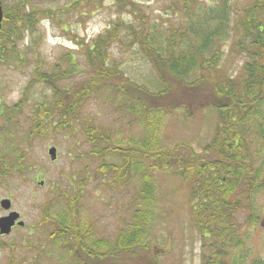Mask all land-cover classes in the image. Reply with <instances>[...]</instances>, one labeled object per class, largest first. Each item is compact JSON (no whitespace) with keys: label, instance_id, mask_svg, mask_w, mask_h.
<instances>
[{"label":"rangeland","instance_id":"obj_1","mask_svg":"<svg viewBox=\"0 0 264 264\" xmlns=\"http://www.w3.org/2000/svg\"><path fill=\"white\" fill-rule=\"evenodd\" d=\"M29 1L30 7L24 9V14L31 15L33 27L29 26L30 23L18 22V32L22 31V34L15 47V54L18 50L24 61L0 66L2 94L19 108L13 139L9 145H0V170L2 172L6 168L9 171L7 176L0 177V198L9 196L26 223L25 229L0 238V264H8L12 257L16 261L24 259L27 264H73L70 254H64L63 250L54 249L47 254L51 250L48 246L45 254L38 253V244L44 243L46 238V232L39 227L41 207L52 201L58 203L54 197L65 192L76 199L79 217L91 222V236L114 242L119 232L127 229L132 221L139 202L136 197L141 189L140 178H120L119 182L108 184L113 181V172L101 169L102 162L121 164V159L114 154L105 160L90 155L92 145L87 141L86 130L93 123L103 132H109L110 142L114 145L129 146L132 139L143 134V129L131 113L119 110L118 104L111 103L109 92H101L90 96L83 104L77 118L72 121L73 129H58L59 117L56 116L47 122L41 135L34 134L28 141L39 106L49 107L54 101L53 90L38 80L35 70L45 74L52 72L55 64L65 59L63 69L70 70L72 63L68 62L67 56L63 57L72 54L78 65L76 73L61 81L60 85L71 88L80 84L89 76L87 46L114 28L118 36L110 43L106 66L115 67L124 79L130 81V86L141 85L156 92L160 87L158 73L140 42L130 35L132 29L142 31L144 40L149 41L148 46L160 48L162 52L174 33L179 35L178 32L188 29L182 21L184 13L179 10V0ZM217 1L199 0V3L208 8L215 7ZM235 42L236 38L232 36L223 46V58L217 69L220 75L238 78L244 73L246 56L242 50L234 49ZM206 95L210 101L214 99L206 90L178 101L184 104L189 99H200ZM195 106L190 111L177 104L163 113L159 148L181 146L174 154L188 157L189 164L200 162L192 159L194 155H202L201 160L207 163L204 169L208 170L213 166L215 153L206 148L216 135L218 112L213 108ZM262 121L264 129V118ZM256 136L252 132L247 136L252 139L250 153L257 162H261L264 143L257 141ZM51 147L57 148L55 161L48 153ZM24 154L25 172L18 173L13 165ZM154 180L152 224L147 226L144 240L147 246L137 248L136 257L124 255L95 259L91 264H204V257L211 254L213 247L221 246L227 251L224 264L264 263V188L252 195L250 203H242V208H238L233 221H230L235 223L229 230L230 235L222 240L216 236V230L213 234L207 231L203 234L198 229L193 215L191 182L160 169L154 172ZM64 202L61 201L56 208L62 207ZM216 259L223 263L221 257Z\"/></svg>","mask_w":264,"mask_h":264},{"label":"trees","instance_id":"obj_2","mask_svg":"<svg viewBox=\"0 0 264 264\" xmlns=\"http://www.w3.org/2000/svg\"><path fill=\"white\" fill-rule=\"evenodd\" d=\"M179 3V10L184 13L182 21L188 30L178 32L179 35L174 33L163 52L160 48L148 46L149 41L144 40L145 34L140 31L144 27L139 29L140 32L132 29L130 34L140 42L143 52L154 64L160 81L156 92L141 85L130 86V81L124 79L115 67L106 66L110 43L118 36L114 28L87 46L89 76L80 84L71 88L60 85L61 81L76 73L78 65L72 54L63 57L67 56L68 62L72 63L70 70L63 69L62 62L66 59L55 64L52 72L45 74L35 70L38 80L53 90L54 101L49 107L39 106L32 122L33 130L26 136L28 141L34 134L41 135L47 122L56 116L59 117L58 129H73L72 121L83 104L90 96L101 92H109L111 103L118 104L119 110L131 113L143 129V134L132 139L129 146L114 145L110 142L109 132L104 129L103 132L93 123L86 130L87 141L92 145L90 155L105 160L114 154L121 159V164L102 162L101 169L113 172V181L108 184H115L120 178H140L141 189L136 197L139 202L128 228L122 229L114 242L94 238L91 236V222L79 217L76 199L63 192L54 197L58 203L52 201L41 207L39 227L46 232V238L44 243L38 244L39 254H45L48 246L51 250L47 254L54 249L63 250L64 254H70L73 264H91V260L124 255L136 257L137 248L147 246L144 240L147 226L152 224L151 208L156 190L154 172L158 169L193 184V215L198 229L203 234L205 231L213 234L216 230V236L222 240L230 235L229 230L235 225L230 221L242 203H250L252 195L264 188V158L261 162L255 160L250 153L252 139L247 137L252 132L257 135V141L264 143V0H218L215 7L208 8L201 6L199 0H179ZM29 23L32 28L31 15L25 22L26 25ZM21 34L22 31L17 29L15 36L18 40ZM232 36L236 38L234 49L242 50L246 56L244 73L238 78L217 72L224 54L223 46ZM177 46L181 47L176 49ZM15 52L14 48L11 53L17 58ZM206 90L214 98L212 101L207 95L189 99L192 103L178 101ZM177 104L190 111L196 105L195 108H213L218 112L216 135L206 148L214 151L213 160H216H212L213 166L208 170L204 169L207 163L201 160L202 155H194L192 159L200 162L189 164L188 157L174 154L181 146L159 148L163 113ZM15 108L17 115L19 108ZM19 158L14 166L18 173H22L25 172V154ZM61 201H65L62 207L56 208ZM213 248L211 254L204 257V264H224L225 247ZM217 257H221L223 263ZM8 264H27V261H16L12 257Z\"/></svg>","mask_w":264,"mask_h":264},{"label":"flooded vegetation","instance_id":"obj_3","mask_svg":"<svg viewBox=\"0 0 264 264\" xmlns=\"http://www.w3.org/2000/svg\"><path fill=\"white\" fill-rule=\"evenodd\" d=\"M29 3H31L29 0H0V7L2 11V22L0 28L1 67L10 63L14 64V62L18 63L19 61H24L22 60L24 57L23 54L19 53L18 50L16 53L18 54V59L15 57V55L11 53V51L17 45L16 43L18 39L15 36V32L20 27L17 25L18 22L22 21L23 23H25L27 17L30 15L29 13L24 14V9L27 10L28 7H30ZM1 90L2 87L0 86V145H9L11 140L13 139L12 136L15 135L16 108L14 106L15 103H9L7 97L5 96V94H2ZM8 172L9 171L6 170V168L2 172L0 170V177L2 178L3 176H7ZM4 199H9L11 201V205L9 208H4L2 206L1 202ZM0 210H2L0 214V219L3 217H7L13 212L19 213V218L15 220V224L12 226L10 232L8 234L0 233V238L8 237L18 229H25L26 223L22 219V214L13 207V201L9 196H4L0 198Z\"/></svg>","mask_w":264,"mask_h":264},{"label":"water","instance_id":"obj_4","mask_svg":"<svg viewBox=\"0 0 264 264\" xmlns=\"http://www.w3.org/2000/svg\"><path fill=\"white\" fill-rule=\"evenodd\" d=\"M1 22H2V11L0 7V28H1ZM48 153L51 157V160L55 161L57 159V148L51 147L48 150ZM43 184V182H41ZM2 206L4 208H9L11 205V201L9 199H4L1 202ZM19 218V213L13 212L7 217H3L0 219V233L1 234H8L12 228V226L15 224V220Z\"/></svg>","mask_w":264,"mask_h":264}]
</instances>
